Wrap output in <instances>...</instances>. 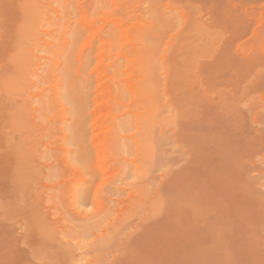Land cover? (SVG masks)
Returning a JSON list of instances; mask_svg holds the SVG:
<instances>
[{
    "label": "rangeland",
    "instance_id": "1",
    "mask_svg": "<svg viewBox=\"0 0 264 264\" xmlns=\"http://www.w3.org/2000/svg\"><path fill=\"white\" fill-rule=\"evenodd\" d=\"M262 162L264 0H0V264H41L24 225L78 264H264V209L235 191Z\"/></svg>",
    "mask_w": 264,
    "mask_h": 264
},
{
    "label": "bare ground",
    "instance_id": "2",
    "mask_svg": "<svg viewBox=\"0 0 264 264\" xmlns=\"http://www.w3.org/2000/svg\"><path fill=\"white\" fill-rule=\"evenodd\" d=\"M112 20H113V18H112ZM114 21H116V20H114ZM114 21H111L112 23L114 22ZM107 23V22H106ZM97 24H98V22H97ZM100 24V23H99ZM102 24V23H101ZM105 24V23H104ZM103 24V25H104ZM95 25V24H94ZM115 25V24H114ZM93 27V26H92ZM91 27V28H92ZM94 28H95V26H94ZM105 28V27H104ZM118 28V27H117ZM96 30H98V29H96ZM94 31V30H93ZM94 36H95V34H94ZM89 37H90V35H89ZM104 38V37H103ZM92 40V39H91ZM90 40V41H91ZM104 41V40H103ZM134 41V40H133ZM140 41V40H139ZM143 41V40H142ZM98 42V41H97ZM106 42V41H105ZM137 43V42H136ZM140 43V42H139ZM142 44L144 43V41L143 42H141ZM146 43V42H145ZM96 44V43H95ZM99 45V44H98ZM104 46V45H103ZM141 46V45H140ZM140 46H139V48H140ZM97 47V46H96ZM136 47H137V44H136ZM145 47H146V45H145ZM97 49V48H96ZM141 49V48H140ZM145 49V48H144ZM108 51V50H107ZM145 51V50H144ZM94 52V51H93ZM142 52V51H141ZM140 53V52H139ZM145 53H147V52H145ZM141 54H143V53H141ZM101 57H103V56H101ZM138 57V56H137ZM104 58V57H103ZM131 58V57H130ZM135 58V57H134ZM102 59V58H101ZM140 59V58H139ZM144 62H145V60L144 59H142ZM97 61V60H96ZM101 61V60H100ZM132 61V60H131ZM37 62V61H36ZM139 62V61H138ZM140 62H142L141 60H140ZM144 62H142V63H144ZM99 64V63H98ZM101 65H98L99 66V68H100V70L99 71H101V66H102V63H100ZM140 64V63H139ZM146 66L145 67H147V65H149L150 63L148 62V64H146V62L144 63ZM39 65V64H38ZM97 66V65H96ZM137 66V65H136ZM141 66V65H140ZM144 66V65H143ZM38 67V66H37ZM111 68H113L112 66H111ZM133 68H134V66L132 67V70H133ZM136 68H138V67H136ZM148 68V67H147ZM113 69H115V68H113ZM135 69V68H134ZM149 69V68H148ZM151 69V68H150ZM149 69V70H150ZM116 70V69H115ZM138 70L139 71H137V73H136V75L138 76V78H137V80H145V79H143V78H145V76L146 77H150L151 76V73H150V71L148 72L146 69V71L144 72L143 70V72H141L140 70V68H138ZM114 72H116V71H114ZM130 73V72H129ZM148 73H150L149 75H148ZM101 74V73H100ZM115 74H117V73H115ZM114 74V75H115ZM121 74V73H120ZM119 74V75H120ZM102 75V74H101ZM105 75V74H104ZM132 75H134V73L132 74ZM103 76V75H102ZM101 76V77H102ZM106 76H108L107 74H106ZM105 76V77H106ZM99 78V79H101L102 80V78H105V77H102V78ZM12 78V77H11ZM107 78H109V77H107ZM141 78V79H140ZM147 78V79H148ZM106 79V78H105ZM146 79V80H147ZM7 80H8V78H7ZM10 80V79H9ZM104 80V79H103ZM115 80H117L116 78H115ZM146 80L144 81V83L146 82ZM149 80V79H148ZM100 81V80H99ZM105 81V80H104ZM97 82V81H96ZM106 82V81H105ZM105 82H103V84L105 83ZM119 82V81H118ZM143 82V81H142ZM7 83H8V81H7ZM98 83V82H97ZM101 83V82H100ZM114 84H112V85H110L109 83H108V85H107V87L105 86V84H104V86L107 88V90H106V92L108 91L109 93H115V95H118V94H116V93H119L120 91H113V86H115L116 84H115V82H113ZM118 84V83H117ZM142 84V83H141ZM149 84V83H148ZM72 85V84H71ZM74 85H75V83H74ZM119 85V84H118ZM118 85H116V87L118 86ZM143 85V84H142ZM121 86V85H120ZM140 86V85H139ZM144 86V85H143ZM96 87H97V85H96ZM99 87V86H98ZM140 89H141V87H140ZM148 89V88H147ZM100 91H101V89H99ZM102 90H103V88H102ZM116 90H119L118 89V87H117V89ZM112 93V94H113ZM107 95V94H106ZM111 95V94H110ZM114 95V94H113ZM114 95V97H116ZM104 96H105V94H104ZM107 96H109V95H107ZM110 97V96H109ZM109 97H107V98H109ZM144 96H142V98H143ZM106 98V97H105ZM146 98V97H145ZM114 99V98H113ZM115 99H118V98H115ZM107 101H108V99H107ZM116 102H118L117 100H115ZM106 102V101H105ZM109 103V102H108ZM113 104H114V102H113ZM110 105V104H108V106H110L109 107V109L111 110V109H113L114 107V105ZM143 105H146V104H143ZM151 105H153V104H151ZM111 106L113 107V108H111ZM148 106V105H147ZM156 105H154V107H155ZM118 107V106H117ZM143 107V106H142ZM149 107V106H148ZM151 107H153V106H151ZM153 107V108H154ZM104 109H106V108H104ZM143 109H145V110H148V109H146V108H143ZM145 110H143L144 112H145ZM150 110H153V109H150ZM112 111V110H111ZM105 112H106V110H105ZM114 112H115V110H114ZM143 112V113H144ZM107 113H111L110 111H108V108H107ZM112 113H113V111H112ZM146 113V112H145ZM151 113V112H150ZM152 114H154V113H152ZM151 114H149L148 116H150ZM105 116H107V115H105ZM151 117V116H150ZM120 119V118H119ZM145 121H147L148 122V124H150L149 122L151 121V118H150V120H146V118H145ZM147 123H145V125H146V127H147V125H148ZM144 125V126H145ZM151 125V124H150ZM153 125V124H152ZM166 125V124H165ZM170 125V124H169ZM174 124H172V126H173ZM121 127V126H120ZM141 127H142V124H141ZM149 127V126H148ZM147 127V128H148ZM153 127V126H152ZM116 128V127H115ZM150 128V127H149ZM99 129V128H98ZM109 129V128H108ZM121 129V128H120ZM144 129V128H143ZM143 129H142V131H143ZM140 130H141V128H140ZM145 130H147L146 131V133L148 132V131H150V130H152L151 128H150V130H148V129H145ZM116 131H117V128H116ZM118 132V131H117ZM117 132H115L116 134H118ZM151 132H153V130L152 131H150V132H148V136L147 137H149L150 135H151V137H152V135H153V133H151ZM114 133V135H116ZM151 133V134H150ZM107 134V133H106ZM120 134V133H119ZM150 134V135H149ZM113 136V135H112ZM119 136V135H118ZM107 137V136H106ZM105 137V138H106ZM114 137H116V136H114ZM145 137V141H146V135L144 136ZM113 138V137H112ZM162 138V137H161ZM111 139V138H110ZM148 139V138H147ZM154 139H159V138H157V137H155L154 136V138L152 137V139H151V142L153 141V143L155 144V141H154ZM114 140V142L116 141H118V140H116V138L115 139H113ZM159 140H161V139H159ZM107 141V140H106ZM150 141V140H149ZM148 140L146 141V142H149ZM100 143H101V141H99ZM145 142V143H146ZM158 141H156V143H157ZM148 144V143H147ZM154 144H148L147 146H146V149L147 150H149V152H154V150H153V148H155L156 146L154 145ZM158 144V143H157ZM101 145V144H100ZM153 145L155 146V147H153ZM159 145V144H158ZM140 146V145H139ZM138 146V147H139ZM120 149V148H119ZM115 150V149H114ZM156 150H159V149H156ZM155 150V152H158V151H156ZM147 152V151H146ZM145 152V149H144V153H146ZM114 153V152H113ZM144 153H139L141 156H142V154H144ZM147 154H149L148 152H147ZM118 155V154H117ZM147 156V155H146ZM114 158H117V157H114ZM152 159H154V158H152ZM151 159V160H152ZM149 162H151V161H149ZM153 162V161H152ZM154 163V162H153ZM248 163H250V164H252L253 163V161L252 160H249V162ZM150 166V165H149ZM148 166V167H149ZM153 166V165H152ZM255 167V166H254ZM143 168V167H142ZM142 168H140V169H142ZM142 171V170H141ZM140 171V172H141ZM171 171H172V169H171ZM170 170L168 171V172H171ZM202 171H204V165H202ZM255 171L257 172V177H254V178H248L247 177V181L245 182V184H243V186H242V188L243 189H241L240 187H239V184H238V186L236 185L237 183H235L234 182V180H233V178H231V172L229 171V170H226V172H224V171H222L220 168H218V165H216V166H213V176H214V181H216V183H217V190H216V200H215V205H214V211H215V215H216V218H217V224H216V229H215V231H216V235H217V237L219 238V239H221L222 238V236L223 235H225V234H227V233H230L231 232V229H232V225H233V222H234V218L237 216L236 214V216L233 214V209H232V204H231V197H232V195L234 194V192L235 191H237V192H241V191H244V192H242V193H244L245 195H247L248 194V198H250V199H253L254 200V202L257 204V206L260 208V209H264V162H262L261 164H260V166H258L256 169H255ZM167 172V173H168ZM142 174V173H141ZM140 177V176H139ZM232 180H233V184H232ZM152 185V184H151ZM236 186H237V188H236ZM241 186V185H240ZM233 187H235L237 190H235V191H233L234 190V188ZM240 189H239V188ZM140 189V188H139ZM143 189V188H142ZM142 189H141V191H142ZM146 189V190H145ZM144 190H143V193H142V195L143 194H145V196L147 197V191H149L147 188H145ZM157 189V190H156ZM155 190H156V192L158 191V187H156L155 188ZM146 191V192H145ZM223 191L224 192H226V194L224 193L223 194ZM150 194H152V193H150ZM202 194H204V191H203V193ZM139 195V194H138ZM154 196H155V192H154V194H153ZM152 195V196H153ZM159 195H161L160 194V192H159ZM145 196H144V198H145ZM154 196L152 197L153 198V201H154ZM250 196V197H249ZM138 197V196H137ZM150 197V196H149ZM156 197H158L157 196V193H156ZM160 197V199L158 198V199H156V202H155V204H152L153 205V212L152 213H149V217H154V216H156L157 214H159L160 213V211L162 210V203L164 202V200L163 201H161L162 199V197L161 196H159ZM143 198V199H144ZM152 198H149V199H152ZM145 200V199H144ZM141 201V200H140ZM145 201H147V200H145ZM152 201V200H151ZM142 202V201H141ZM146 203V202H145ZM165 203V202H164ZM164 203H163V206H164ZM152 205H150L149 204V207L150 208H148V209H152ZM207 208H206V206L205 205H203V204H201V206H200V210L199 211H201V214L202 215H204V214H206L207 213ZM148 211L149 210H147V213H148ZM151 211V210H150ZM162 212V211H161ZM152 214V215H151ZM240 215V214H239ZM147 217H148V214H147ZM240 217V216H239ZM146 217H142V219H145ZM50 223H48L47 222V226L49 225ZM42 226H45V224H43ZM24 230H25V232H27V233H25L21 238H19V240H18V242L19 243H21V244H23V245H25L27 248H28V250H29V252H30V254L35 258V259H38L40 262H41V264H78V261H77V258H76V256H75V248H74V246L72 245V244H69V243H64L63 242V240H64V238H61V237H59V233L55 230V228H53V233H49L48 235H44V236H41V237H39V238H33L32 236H30L29 234H28V231H31V226H27V225H24V228H23ZM63 239V240H62ZM263 250V249H262ZM231 256V255H230ZM229 256V257H230ZM264 256V255H263ZM63 259V260H62ZM121 258L119 257L118 259H116V260H114L113 262H111L110 264H117V263H119V262H121ZM126 260V259H125ZM59 261H64V262H60L59 263ZM120 264V263H119Z\"/></svg>",
    "mask_w": 264,
    "mask_h": 264
}]
</instances>
